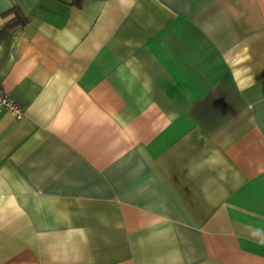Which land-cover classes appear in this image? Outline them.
<instances>
[{
  "label": "crops",
  "instance_id": "1",
  "mask_svg": "<svg viewBox=\"0 0 264 264\" xmlns=\"http://www.w3.org/2000/svg\"><path fill=\"white\" fill-rule=\"evenodd\" d=\"M0 264H264V0H0Z\"/></svg>",
  "mask_w": 264,
  "mask_h": 264
},
{
  "label": "built area",
  "instance_id": "2",
  "mask_svg": "<svg viewBox=\"0 0 264 264\" xmlns=\"http://www.w3.org/2000/svg\"><path fill=\"white\" fill-rule=\"evenodd\" d=\"M1 111H7L16 118H21L23 114L21 105L11 99L2 87H0V112Z\"/></svg>",
  "mask_w": 264,
  "mask_h": 264
},
{
  "label": "trees",
  "instance_id": "3",
  "mask_svg": "<svg viewBox=\"0 0 264 264\" xmlns=\"http://www.w3.org/2000/svg\"><path fill=\"white\" fill-rule=\"evenodd\" d=\"M26 22L25 18L17 17L9 22H7L1 29H0V39L5 37L6 34L15 26L19 24H24Z\"/></svg>",
  "mask_w": 264,
  "mask_h": 264
}]
</instances>
